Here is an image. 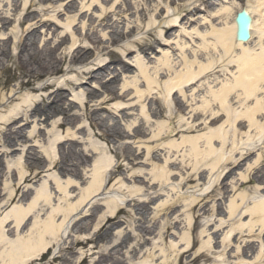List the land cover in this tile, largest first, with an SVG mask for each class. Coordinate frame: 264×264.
<instances>
[{
    "label": "rangeland",
    "instance_id": "1",
    "mask_svg": "<svg viewBox=\"0 0 264 264\" xmlns=\"http://www.w3.org/2000/svg\"><path fill=\"white\" fill-rule=\"evenodd\" d=\"M24 2L0 0V47L6 50L0 55V200L15 195L20 173L43 174L21 185L15 202L0 219L14 208L27 206L44 187L51 196L46 219L55 209L65 211L77 205L91 185L104 181L103 190L83 210L89 217L58 240L60 247L54 246L34 264H80L86 257V264L98 260L101 264L117 260L122 264H264V213L257 211L264 204V134L250 128L246 117L233 123L235 108L245 112L238 104L244 96L234 98L242 89L237 87L230 95L232 102L226 106L230 110L220 111L223 117L213 125L216 129L224 125L231 132L237 129L238 151L233 138L224 147L219 142L216 151L203 146L200 142L205 138L197 139L213 130L211 121H197L187 112L200 105L202 98H212L227 79L234 80L236 63L230 72L218 64L194 87V93L186 91V100L182 94L169 97L176 103L180 97L189 105L170 120L174 134L165 135V114H156L163 110L166 80L171 75L167 70H188L194 59L198 68V62L214 59L212 47L222 48L210 33L232 26L240 7L256 9L253 42L246 50L264 51L263 1L211 0L207 6L198 0H30L28 11ZM194 6L198 12L189 13ZM225 8L230 12L219 13ZM19 43L25 45V56L30 54L22 62L17 58ZM145 44L153 46L142 54L140 46ZM205 45L210 48L207 52ZM167 55L176 65L165 63ZM241 55L235 47L230 58L237 62ZM73 57L77 62H72ZM106 65L110 70L102 78L87 75ZM33 66L46 67L41 77ZM29 71L38 77L30 83L24 78ZM201 84L212 89L199 88ZM192 94L195 106L191 108L187 102ZM212 108L209 113L221 110L218 102ZM17 113L21 118L5 123ZM193 121L202 127L185 131ZM198 144L210 151L204 162L197 156ZM249 150L252 155L243 160L240 151ZM168 158L170 174L166 175ZM215 161L219 166L211 174ZM52 162L60 166L55 168ZM200 168L207 172L201 179L196 177ZM225 170H232V175L224 180ZM23 193L28 198L21 200ZM133 198L140 205L130 203ZM195 199L205 206L201 212L199 207L187 208ZM113 207L124 209L119 223L98 232L109 226L108 209ZM56 221L62 223V213ZM167 228L171 230L164 234ZM217 229L220 232L214 233ZM90 238L94 243L84 244ZM143 239L148 241L145 245ZM188 239L191 251L178 258ZM117 243L122 248L103 256L106 248ZM138 244L142 247L134 255L131 251ZM69 246L74 250L64 251ZM199 254L205 257L196 261ZM55 255L61 260L53 261Z\"/></svg>",
    "mask_w": 264,
    "mask_h": 264
},
{
    "label": "bare ground",
    "instance_id": "2",
    "mask_svg": "<svg viewBox=\"0 0 264 264\" xmlns=\"http://www.w3.org/2000/svg\"><path fill=\"white\" fill-rule=\"evenodd\" d=\"M250 1V0H249ZM263 4H264V0ZM202 5H211V0H198ZM30 0H25L24 2V7L28 11L31 8V3ZM240 10L245 11L249 17L252 19L251 23V39L247 43H242L236 40V32H237V26L235 24V21L232 26H227L226 28H214L210 34H213L216 38L217 43L220 45L222 48L221 50L217 45H214L212 47V51L216 56L214 59L206 62L205 64L202 62H198V68H195L194 64L197 62V59H194V62L191 63V67L188 70H183L180 72H177L174 70V72H171L169 70L173 69L174 67H170L167 72H170L171 75L169 79L166 81L169 82L167 85L166 93L163 96V110L160 109V112H156L158 115H162V113L165 114V118L167 119L166 125L164 127L166 128L165 135H172L175 133V130L173 127H171L172 123L170 120L175 117L176 112L178 114H183L182 108H189V105L186 106L185 102L183 101L180 97L177 98L178 103L175 102V100H170L169 97L174 93V96L177 94H182V98L186 100L185 93L188 91H196L197 84L201 80L205 78V76L208 73H212L216 68L217 65L220 64V68L225 69L226 72H230L229 69L234 67V63H236V68H237V75L232 74L234 77V80L227 79L226 82L222 83L220 88L214 91V94L212 95V98H202L201 104L197 105L196 107L194 104V99H193V94L191 96L190 106L191 108L194 107L192 110L188 112V115L190 118H193L195 120H202L203 123H209L210 125L213 126L217 124L220 119L223 117V115H218V113L222 110L226 111V109H229L228 107L230 106V103L232 99L230 98V95L235 92L238 88L242 89V93H239L238 95L235 94L234 98H241L242 95L244 96V102L240 101L238 104H241L245 108V112L242 111H237L238 109L235 108L236 113L234 117V124L241 121L242 118L246 117L248 120V123L250 125V128H254L255 130H260L264 134V51L262 50L261 53H254L252 54L250 51L246 50V47L253 42V35H254V27H255V21H257L256 18V9H247L245 7H240ZM199 8L198 6H194L190 9L189 13H196L198 12ZM230 8H225L220 12H226L229 13ZM28 13V12H27ZM238 12H236L235 16L237 15ZM229 17V16H227ZM236 18V17H235ZM255 20V21H254ZM3 27L0 28V30ZM158 42L156 41L154 44H157ZM153 44H145L140 46V52L143 54H146L150 49H152ZM235 47H239L240 50L242 51V58L237 57L238 60L237 62L233 61V59L230 58V55L235 53ZM25 50V45H21V43L18 44L17 51L19 55H17V58L19 61L22 58H26L30 56L27 54V51ZM204 52H207L210 50L208 45H205L203 48ZM5 48L4 46L0 47V55H4L5 53ZM23 52V53H22ZM22 53V54H21ZM263 53V55H262ZM21 56V59H20ZM72 62H77V58L73 57ZM165 63L168 64V66H173L175 63L174 59L172 56L167 55L165 59ZM32 66V63H29ZM176 65V63H175ZM38 73V77H41V74L44 73L45 71V66H33ZM49 69V67H47ZM32 69V68H31ZM51 69L53 71H60L58 67L52 66ZM110 70L109 66H104L101 69H98L97 71H91L87 75H92L94 74L95 79H100L104 76V73H107ZM37 76H34L32 72H26L24 74V78L28 79V83L32 82V78H38ZM110 82V81H109ZM206 87L207 89H212L211 86H205L203 84L200 85L199 88ZM238 87V88H237ZM187 91V92H186ZM262 93L259 95V93ZM151 96V94H149ZM246 101V103H245ZM216 102L219 103V108H217L216 113H209V109L213 107ZM248 102V103H247ZM255 102V103H254ZM185 104V105H184ZM197 104V103H196ZM235 104V103H233ZM228 106V107H226ZM174 107V110H173ZM226 108V109H225ZM53 112H57L55 108L52 109ZM213 110V108H212ZM230 110V109H229ZM234 110V111H235ZM228 112V110L226 111ZM211 115V116H207ZM228 115H230L228 113ZM262 116L263 119H259L258 117ZM19 118V114L17 113L15 115V118H11L5 121V123H9L13 119L17 121ZM183 119V118H182ZM181 120V118H180ZM210 120V121H209ZM230 119H227L226 121L229 122ZM170 122V123H169ZM13 124V123H12ZM195 124V121L192 122V124H186L187 130L185 131H191L194 132L196 130H199L202 127V124L200 125H193ZM232 126V125H230ZM235 126V125H234ZM236 130L234 128V132H231L227 129H224V125H221L220 128L216 129L213 126V130L209 131V133L204 134L203 136L198 137V141H201L203 138H205L204 142H200L203 146H206L210 148L212 151H216L218 148V143L220 142L222 147L226 145L227 142L233 138V146L235 147L236 151H238V147L236 144ZM108 131V130H107ZM184 132V131H182ZM181 132H178L180 134ZM113 136V135H112ZM264 136V135H263ZM214 139H217L218 141L214 142ZM249 147V144H247ZM251 149V148H250ZM211 151V153H213ZM252 150L249 151H240L239 155H241V158L243 160L249 158L252 155ZM196 153L197 156H201L202 162L205 161L206 156L210 154V151L205 150L202 148L200 144L196 146ZM160 160V158H159ZM218 160V159H217ZM171 162V160L168 158L165 161V172L164 174L169 175V169L168 164ZM232 165H236V163H231ZM241 164V163H240ZM239 164V165H240ZM52 165L56 168L59 165V163H53ZM207 165V163H206ZM237 165V166H239ZM219 166V162L215 161V163L210 165V173H214ZM108 167V165L106 166ZM121 167H117V170L119 171ZM226 171V170H225ZM169 172V173H167ZM207 173L203 169H198L196 172V177L199 176L200 179L202 176ZM43 174V171H38L33 175L26 176L23 173L19 174V178H17L18 183L17 189L15 192L17 193L18 191L20 192L22 190V186L26 184L29 181H36L38 180L41 175ZM225 177L224 180L227 179L232 175V170L226 171L224 173ZM222 176V174H221ZM140 176H137L136 179H140ZM220 177L218 176L216 181H218ZM103 178L101 180H97L95 184L91 185L90 189L88 190V193L80 200V202L77 205H70L68 209L65 211H62L61 209H55V211H52L51 215L47 217L46 219L44 218V212L45 209L48 208V206L51 202V196L47 193L46 187L42 188L39 190L37 193H35L34 197H32V200L29 202V204L26 206H20L17 208H14L13 211L10 212V214H6L3 218L0 219V264H34L36 261L42 260L44 256L50 252L54 248V246H58V240H60L63 236H66L68 231H71L76 227L79 223L80 220H82L85 217H89V215H84L83 210L86 206H89L92 203L93 198L100 194V192L103 190ZM22 185V186H21ZM69 186V184H68ZM13 193H11L8 196V199L6 201H1L2 205H0V216L5 213L8 206L15 202L17 196ZM21 196V193H20ZM1 197V196H0ZM28 194L23 193L21 200L27 199ZM218 201H222L221 198H218ZM197 199L191 202V205H186L187 208L189 209H196L198 208V212H201L204 209V205L200 206V204H196ZM130 203H134L136 205L139 204L138 200L136 198H133ZM140 205V204H139ZM257 211H263L264 213V204L260 205L257 207ZM140 213L142 214L141 210L138 209ZM109 218L107 219V224H109L108 227L105 228V225L101 227L98 232L102 230H112L118 223V215L124 211V209H119L117 207L109 208ZM62 213V223H57L56 219L58 216ZM236 212H234L233 217ZM106 216H102V220H104ZM101 220V221H102ZM101 221L99 223H101ZM261 222V221H260ZM262 223V229L261 233L264 234V220L261 222ZM31 225V227H29ZM173 226V225H172ZM171 230V228L165 229L164 234H168V232ZM221 229H217L214 233L220 232ZM242 232V230H241ZM250 233H253V228L250 229ZM204 234L207 233V230L203 231ZM233 233V232H232ZM97 238L101 240V237L98 235ZM143 245H145L148 241L147 239H143ZM187 241L186 243V248L184 249V252L176 253V256L178 258L183 257L184 255L188 254L191 249H189L190 246V240H185ZM98 242V241H97ZM89 243H94L93 239H87L86 243L84 244H89ZM80 244V242H78ZM209 244V243H208ZM206 245V244H205ZM204 245V246H205ZM122 243H117L114 246L110 248H106L104 250V255L105 257H108L107 255L111 256V252L117 251L118 248H122ZM60 247V246H58ZM142 246L138 244L136 247L132 249V253L134 255H137L140 251ZM64 251H72L74 248L72 246H69L67 248H64ZM200 249H203L201 247ZM63 251V252H64ZM107 254V255H106ZM58 255H55L53 257V261H58L61 260V258L57 257ZM205 257L203 254H199L195 260H200L201 258ZM89 257H86L85 259L80 262V264H86L87 260ZM102 259V256L100 257ZM107 259V258H106ZM123 262H120L119 260L115 261L112 264H122ZM93 264H101L100 260L94 262Z\"/></svg>",
    "mask_w": 264,
    "mask_h": 264
},
{
    "label": "water",
    "instance_id": "3",
    "mask_svg": "<svg viewBox=\"0 0 264 264\" xmlns=\"http://www.w3.org/2000/svg\"><path fill=\"white\" fill-rule=\"evenodd\" d=\"M236 23L238 25L237 40L247 42L250 39L249 29L251 18L245 11H242L237 15Z\"/></svg>",
    "mask_w": 264,
    "mask_h": 264
}]
</instances>
